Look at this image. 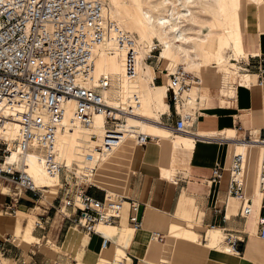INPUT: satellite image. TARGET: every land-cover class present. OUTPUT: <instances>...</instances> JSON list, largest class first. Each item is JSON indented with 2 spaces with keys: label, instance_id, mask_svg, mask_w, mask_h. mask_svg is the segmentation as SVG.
Returning a JSON list of instances; mask_svg holds the SVG:
<instances>
[{
  "label": "built area",
  "instance_id": "1",
  "mask_svg": "<svg viewBox=\"0 0 264 264\" xmlns=\"http://www.w3.org/2000/svg\"><path fill=\"white\" fill-rule=\"evenodd\" d=\"M104 3L105 0H0V182L38 197L40 190L34 187L30 176L14 163L6 161L11 155V148L19 154L37 153L47 174L62 176L65 172L55 212H59L63 220L71 225L100 236L97 224H115L122 215L125 200L129 201V227L133 232L141 229V206L124 195H108L103 189L101 199L89 194L87 187L98 186L77 177L74 167L62 164L57 156L55 141L68 103L73 106L72 119L83 126H90L94 115L102 114V134H90L97 142L92 147L93 152L84 153L87 162L97 164L125 141L123 134L117 131L122 130L129 116H136L139 96L133 93L127 106L108 103L103 91L111 87L112 79L106 74L95 76L94 73L96 47L108 33L126 51L123 60L125 74L133 76L136 73V39L114 20H105ZM156 50L157 47L150 50L146 61L155 57L152 53ZM250 58L256 60L253 85L264 94V54ZM156 72L165 77L162 84L166 88L168 106L165 112L160 113L159 124L172 132L188 133L195 120V110L194 114L184 111L183 94L197 78L184 72L182 67L172 72L167 68L157 69ZM156 77H153L154 82ZM163 114L174 118L173 124L162 121L160 117ZM11 121L19 124V130L16 139L9 144L2 138V130ZM129 129L132 130V127ZM243 138L253 140L249 132ZM151 139L154 138L137 131L132 141L142 146ZM256 139L263 150L257 176L259 188L263 190L264 127ZM242 168V155L234 154L227 168L218 164L214 166L213 179H219L223 170L228 171L227 195L238 200L237 215L246 218L251 211V200L244 193ZM0 194H3L1 190ZM13 202L10 199L0 203V214L8 211L15 213ZM261 209L256 234L264 239V204H261ZM38 215L35 228L41 229L46 218ZM222 230L221 246H226L228 252L239 253L240 237ZM151 237L163 239L156 232H151ZM109 242V239L102 238L103 247ZM8 244H12L10 234L0 235V254ZM123 263L115 258L107 261V264Z\"/></svg>",
  "mask_w": 264,
  "mask_h": 264
},
{
  "label": "crops",
  "instance_id": "2",
  "mask_svg": "<svg viewBox=\"0 0 264 264\" xmlns=\"http://www.w3.org/2000/svg\"><path fill=\"white\" fill-rule=\"evenodd\" d=\"M248 49L253 50L255 48L254 46H248ZM224 58L229 59V57H219V59ZM253 69H255V66H253ZM154 72L157 76V72L155 70ZM211 72L212 69L207 71L208 74ZM223 78L227 88L226 100L230 101V104H221L218 100H214L212 97L216 95V87L210 86V94L204 99L206 104L204 102L195 109V120L189 130L192 132L197 128L219 130L224 126H231L236 130L238 137H245L249 132V128L258 126L261 123L259 104L263 94L262 90L258 86H247L246 84L234 85L232 90L229 88L231 85L229 74H224ZM200 79L203 80L202 75H200ZM155 82L156 84H162L164 82L163 77L162 79L156 77ZM230 90H232V94L229 93ZM165 94L164 92L163 102L166 100ZM201 112H203V116L199 118ZM160 119L166 124H173L174 122V118H168L164 114ZM262 127V125L259 126L258 134ZM185 137L171 135L164 139H151L142 146L125 147L124 150L116 152L114 156L112 155L103 160L93 172L94 185H97L98 188H96L99 190L95 192L87 187L89 194L101 199L104 195L101 190L103 189L106 192L110 191L111 194L118 193L122 195L118 189L124 187L126 177L119 176L116 169L124 166L129 170L130 165L136 162V172H131L129 176V191L123 195L140 204L142 228L133 233L129 245L124 248L125 255L120 256L118 260H122L123 264H162L167 257L166 254L171 253L170 250L175 248L174 246L181 244L195 249L196 253H191L190 258L200 260L199 264H240L242 259L251 264H264V239L256 236L257 217L262 212L261 204H264V190L257 187L258 167L254 169L251 164L255 152L250 150L247 159L245 158L244 193L245 195L251 194L252 185L255 181L256 192L253 193L251 198L250 213L246 215V218H242L237 215L239 210L238 200V206L236 207L234 203L236 199L229 198L230 196L226 192L228 171L223 170L219 179H213L214 166L216 164L223 166L222 152L224 144L205 137H200V139L199 137L196 139ZM177 142L178 145H176ZM176 146H179L180 152H176ZM109 169H114L113 173H111V177L109 175L106 177ZM164 170L168 173H163ZM0 183L8 187L11 186L7 183ZM2 193L0 194V203L12 199L14 207L18 205L26 208L28 206L27 201H31L33 197L30 192L14 188L12 191H2ZM1 197L3 200H1ZM185 197L188 199L186 203H188L191 210L193 221L182 216V219L185 220L184 224L195 225L200 228L214 225L215 229L221 230L224 228L225 231L234 233L237 237H240L238 243L239 253H235L238 256H231V252H228L225 247L223 248L224 251L219 249L223 236H220V241L214 243L210 237L212 233L206 230H199L196 233L190 227L177 222L174 217H179V213L183 212L181 204L182 198ZM45 199L47 200V196H45ZM218 202L222 204L219 205ZM148 206L157 208L159 216L147 218ZM37 207L39 206L35 205L31 208V211L36 212ZM235 208L236 213H234ZM11 212L0 214V219H11L9 218L12 216ZM57 214L53 218L50 230L54 241L47 237V241L43 242L45 239L43 234L45 226L34 233L38 237L34 236L40 241L39 237L42 238L41 242L43 244L52 242L56 245V248L50 249L51 252H49L53 258H51V255L49 257L41 252L37 244H33L31 246L32 250L28 252L30 256L28 264H80L79 262L83 264H107L108 260L115 258L114 245L123 244L126 241L127 229L129 230L128 200L124 201L122 215L114 224L117 228L116 241L109 239L110 242L106 247L102 246V236L97 233L85 232L63 220V218V222L59 223V215ZM8 225H11V223L8 222L7 225H2L0 222V235L10 234V229L7 228ZM179 228L180 230L177 231ZM185 228L190 229L193 234L185 235ZM151 232L158 233L163 239L157 240L151 237ZM163 232L167 236L166 238ZM194 234H196V238L193 236ZM170 239L173 240L172 248H167ZM182 246H178L179 249ZM208 251H213L214 255L210 254V256L205 257L209 253ZM1 255L25 264L22 261V250L13 243L6 245ZM177 261L178 264H194L185 256L180 258V251L169 257L164 264Z\"/></svg>",
  "mask_w": 264,
  "mask_h": 264
},
{
  "label": "bare ground",
  "instance_id": "3",
  "mask_svg": "<svg viewBox=\"0 0 264 264\" xmlns=\"http://www.w3.org/2000/svg\"><path fill=\"white\" fill-rule=\"evenodd\" d=\"M196 1L197 0H160L159 4L162 11H158V8L156 9L155 7H147L146 10L142 12V15L137 16L139 20V26L136 28L140 38L151 42L155 33L158 35L157 38L161 39L162 42L159 41L158 43H151L145 48H142L140 47L138 40L135 38V51L137 63L136 73L133 76H127L125 74L123 69V60L126 51L124 48H121L115 43L110 33H108L104 40L97 45L96 57L94 58V65L96 64L94 67L95 76L98 75L96 74V72H100L99 74H106L110 77L111 74H117L119 80L118 85L119 89L121 90L119 96H114L109 94L111 87L105 89L103 91V94L106 97L108 103L113 105L119 103L121 105L127 106L130 104L131 95L133 93H136L139 96V106L135 110L136 116H129L126 119V125L123 126L122 130L117 131V133L123 134L125 141L119 147H117L111 154H115L118 151L120 152L121 150H124L123 147L127 145L126 142L134 143L132 139L137 131L142 132L143 134L149 137L155 138V140L169 137L167 135L169 131L171 132V135L186 136L188 137V139H196L198 137L199 139L200 137H205L211 140L215 139L224 144L222 152V165L224 168H227L229 166L230 160L234 154L242 155V181L244 184V175L246 174V166L244 164L245 158L247 159L248 152L250 150H253L255 152L252 157L251 164L254 169L258 167V173L260 163L263 158L262 146L257 142L256 139L258 135L256 136V134L253 135L252 133V131L255 130L254 126H252L250 129V136L253 138V140L250 141L244 139L243 137H238L236 130L231 126H224L219 130H205L202 128H197L194 132L189 131L188 133H176L172 132L166 126L159 124V115L160 113L165 112L168 106L167 103L163 102L164 92L166 90L165 85L155 86L152 83L155 74L154 69L152 66L148 65V62L146 61V57L148 56L152 48H156L158 46L160 51L162 50V48H167L165 54L160 56V58H162L163 60H167V63L179 61L183 64L182 68L184 69V72H188L190 69H192L193 71H195L196 74H199V77L203 70L209 71L211 69L209 67H205L206 65L201 59V57L195 59L194 55L192 54L193 49L191 48L192 46L191 44H189V42L194 39L198 40L201 43V49H206L208 51L212 45H218L219 48L230 47L232 51L237 54H240L241 57H244L245 51L249 50L248 46H254L255 49L251 51V56H258L264 53V0H217L216 7L210 6V2H208L209 0H199L204 2V4L208 8V11L211 12L212 15L211 19H209L207 23L205 22V24H203V27L209 28L208 33H203V38L194 35V32H198L199 29L193 30V28L186 27L184 24V21H188L189 19L194 20L195 18H197L195 13L198 11V9H193L194 6H196ZM245 1L253 4L254 7L251 24V30L253 29L251 32L253 33H251L249 36L245 35V32L243 31L245 28L242 30L240 25L242 21V6ZM124 2L125 1H123V3ZM134 2L137 8L140 9L141 0H134ZM118 14L119 9L116 7V4L111 6V4L107 3L105 0L103 9V16L105 20H114L117 23L116 15ZM117 25L124 31L129 32L118 23ZM198 25L202 26L201 24ZM201 33L199 32V34ZM159 34H161L163 38ZM206 34H209V36L207 38H204ZM235 34L237 36L233 40V36ZM207 41L209 42L205 44ZM101 54L112 56L113 59L110 60L109 68L111 74L105 68H103L101 71L96 70L100 67H103L104 64H107L108 62L106 58H97V56H101ZM227 64H229L228 58L217 59V65H219L220 68L225 69L224 74L226 75L229 74ZM245 70L248 72V74L244 75V77L242 76V84H246L247 86H253L256 76L254 73L249 72L246 68ZM201 81L202 85L205 86V83H203L202 79ZM197 82L198 81L193 80L189 90L185 91L183 94V98L185 101V103L183 104L184 111H188L185 105L195 100L191 96V94L192 92H194V90L199 89V87L197 86ZM231 85L229 86V88L233 90L234 85ZM232 90H230V94H232ZM209 94L210 91L206 90L203 99H206ZM72 108L73 106L71 102L68 103L66 115L58 127V133L55 141L57 156L62 162V164L67 166L68 168H70V166L68 165H70L72 162H75L79 169L86 168V172L82 173V170L80 171L82 173L81 178L85 179L84 181H87L89 176L90 180L92 179L90 183L94 184L93 171H90V168H92V170L96 169V167H99L101 162L111 156V154L104 157L101 162L99 161V163L94 164L93 162H87L85 160L84 153L86 151L93 152L92 147L96 144L97 140L91 138L90 134L101 136L103 131V115L100 113L95 114L93 117V123L90 126H83L72 119ZM262 109L264 111V94L261 95L259 104V110L262 111ZM202 116L203 115H201L199 118H201ZM130 126L132 127V130L129 129ZM18 130L19 124L17 122H8L5 124L4 129L2 130V138L6 140L9 144H11L12 141L16 139ZM256 130H259V126ZM215 131L219 132V134H222L223 136H213V132ZM176 145H178V142L176 143ZM131 146L137 145H135L134 143ZM180 150L181 149L179 148V146H176V152H180ZM6 161L14 163L17 168H20L21 170L26 172L30 176L34 187L38 190L41 188L53 187V182L57 181L59 177L58 174L49 175L46 173L41 163V157L35 152H22L21 154H19L18 151L11 148V155L6 158ZM162 172L168 173V171L165 170ZM255 187L256 181L252 185L251 194L245 195L246 198L251 200L253 193L256 192ZM0 190L3 192H8L9 187L7 185L0 184ZM107 193L108 195L111 194L110 191H108ZM38 209L39 207L36 208V211ZM157 216H159V210L155 207L148 206L147 218H156ZM35 218L36 217L34 216V214L30 213V211H25L21 209L15 210L14 222L11 225V234L14 237L17 246H19L21 243L31 245L37 244L38 248H43L46 246L48 247V252H51L52 249L56 248V245H54V243L48 242L43 244L39 239L34 236L35 225L38 221V219ZM174 218H176L179 224H184L185 220H183L182 218H179L177 216H175ZM96 228L97 231L100 232L102 237L112 239L114 242L116 241L115 237L117 236V228L114 226V224L100 222L97 224ZM128 228L129 236L127 238V241L124 243L125 246L123 247V244L114 245L116 259H118L120 256L125 255L124 248L129 245L133 236V230L129 226ZM205 230L209 233H212V235H209H211V241L214 243L220 241V236H224V232H222L223 230L215 229V226L207 227L205 228ZM190 233L193 234L190 229L185 228L184 234L188 235ZM193 236L196 238V234H194ZM256 236L258 237L257 234ZM172 241L173 240L170 239L167 248H172ZM230 255L238 256L235 253H230ZM79 256L81 257L80 254ZM4 260L6 259H1L0 257V264H4ZM79 263L82 264V262ZM245 263L251 264L243 259L241 260L240 264Z\"/></svg>",
  "mask_w": 264,
  "mask_h": 264
},
{
  "label": "rangeland",
  "instance_id": "4",
  "mask_svg": "<svg viewBox=\"0 0 264 264\" xmlns=\"http://www.w3.org/2000/svg\"><path fill=\"white\" fill-rule=\"evenodd\" d=\"M123 1H125V2L123 3ZM128 1L129 0H106L107 3L111 4V6L116 4V7L119 9V14H118L119 16L116 15L117 23L119 25H121L123 28H125L126 30H128L130 33H132L135 36V38L138 40V43L140 44V47H142V48H145L146 46L150 45L151 43H158L159 41L162 42L161 39L157 38L158 35L155 34V33H154V37L151 40V42L141 39L139 34H138L137 28H136V27L139 26V20H138L137 16L142 15V12L145 11L147 7H155L156 9L158 8V11H162V9L160 7V4H159L160 0H141V8L140 9L137 8L136 4H134L135 3L134 0H131L129 2ZM208 2H210V6H212V7H216L217 6V0H209ZM195 3H196V6H194L193 9L194 10L198 9V11L195 13L197 18H195L194 20L193 19L192 20L189 19L188 21H184V24H185L186 27L193 28V30H198L199 29L198 32L197 31L194 32V35L195 36H200L201 38H203V33L205 34V33L209 32L208 31L209 28L208 27H203V24H205V22L207 23V21H209V19H211L212 15H211V12L208 11V8L204 4V2L197 0ZM126 5H129V6H126ZM253 8H254L253 4L248 3L246 1L243 3L242 13H241L242 14V21H241L240 25H241V29L242 30L245 28L243 31L245 32L246 36H249L251 33H253V32H251L253 30V29L251 30V28H252L251 24H252V17H253ZM198 24H201L202 26H199ZM196 25H198V26H196ZM199 32L200 33L202 32V33L199 34ZM159 35L163 38V36L161 34H159ZM208 36H209V34H206L204 36V38H207ZM236 36H237L236 34L233 36V40L235 39ZM208 42L209 41H207L205 44H207ZM189 44H191V46H192L191 47L193 49L192 54L194 55L195 59L198 58V57H201V59L204 61L205 65H206L205 67H209L210 69H212V72L210 74L207 73V70H203L201 72V75L203 76V82L205 83V86L202 85V81H201V79L199 77V74H196L195 71L190 69L188 72H186V73L192 74L194 77L197 78V79L194 78V81H198L197 82V86L199 87V89L194 90V92H192L191 96L195 100L192 101L191 103H187L185 105L186 109L188 111H190L191 114H194L193 111L200 104H203L205 102V100L203 99L204 93L206 92V90H209L210 86L216 87V92H215L216 95H215V97L217 99L215 97H212V98H214V100H216V101L218 100V102L219 103L221 102V104L222 103L230 104V101L226 100V98H227V88H226V85L224 83V78H223V75L225 73V69L224 68H220L219 65H217V59H219V57H229V62L230 63L227 64L228 65L227 69L229 71V82L231 84L237 86V85H240V83L241 84L243 83L242 82L243 80L241 79L242 76L244 77V75L248 74V72L245 70V68L248 69V71L252 72V73H254V71H255L253 69V66H255L256 61H255V59H251L250 58L251 57L250 53H251L252 50L245 51L244 57H241L240 54H237V53L233 52L230 47H221V48H219L218 45H212L209 48V51H208L206 49L204 50V49L200 48V44L201 43L198 40L194 39V40L190 41ZM166 49L167 48H162V50L160 51L159 47L157 46V50L153 51V53H152V54L155 55V57L151 58V59H149V61H147L148 65L152 66L155 71L157 69L158 70H164V68H167L169 71L172 72L176 68L182 67L183 64L181 62H179V61L167 63V60H163L162 58H160V56L165 54ZM97 58H106V60L108 62H107V64H104L103 67H100L99 69H96V70L97 71H101L103 68H105L111 74L109 68H110V60L113 59L112 56L101 54V56H97ZM215 68H216V70H215ZM99 73L96 72V74H99ZM158 75L159 74L157 73V78H161L162 79V77H163V80L165 81V77L163 75H161V74L159 76ZM154 76H155V74H154ZM111 79H112L111 90H110L109 94L114 95V96H117V95L119 96L121 90L119 89V85H118L119 84L118 75L117 74L116 75L111 74ZM199 79H200V81H199ZM152 83L155 86L164 85V84H156V82H154V81ZM163 90H164V88H163ZM164 103H167L166 100H165ZM204 104H206V102ZM261 113H262V115H260L261 123L258 126H261V125L263 126L264 125V111H263V109H262ZM201 115H203V112L200 113L199 117ZM258 126H254L255 130L252 131L253 135H255V134H256V136L258 135V131L259 130H256V129H258ZM250 129L251 128H249V133L251 131ZM167 135L170 137L171 136V132H169ZM213 136H223V135L219 134V132H217V133H214ZM126 143H127L126 146H131V145L134 144L132 142H126ZM126 146H124L123 148L125 149ZM112 155H114V154H111V156ZM64 164H65V161H64ZM68 166H70V168H73V167L75 168V173H76L77 177H82V173L86 172L85 171L86 168L79 169V167L77 166V164L75 162H72ZM81 170H82V173L80 172ZM113 170L114 169H109L108 173H106V175H107L106 177H108V175H109V177H111V173H113ZM116 170H117V174L119 176L126 177V183H124V187L120 188L118 190H119L120 193H122V195L123 194H127V192L129 191V187H128L129 176H130L131 172L132 173L136 172V162L133 163L132 165H130V169L129 170H127V168H125L124 166L123 167H118ZM91 171L95 172V169L91 170ZM64 174H65V172L62 174V176L60 175L58 177L57 181L53 182V184H54L53 187L39 189L40 190L39 191V196L38 197H32L31 201H27V205L28 206L26 208L25 207H19L18 205L14 208V210H17V209H21L22 210L23 209L25 211H30V213H33L34 216L36 217L35 219H38V217H39L38 214H42L43 218H46V222L47 223H43V226H45V231L43 232V234L45 235V239L43 240V242H46L49 237L51 238L52 241H54L53 240V234L50 232L51 223L53 221L54 216H56V214H55L56 212H55L54 206H57V204L59 203V198L61 197V189H60V187H61V184L64 183L63 182L64 181V179H63ZM257 176H258V173H257ZM256 179H257V177H256ZM73 180H74V178L72 180H70V181H73ZM91 180H90V177L88 176V179H87L86 182L90 183ZM120 184H123V183H120ZM62 187H64V185H62ZM9 188H10L9 191L13 190L12 186H10ZM89 190H93V191L96 192V190H99V189H97L95 186L91 185L89 187ZM113 195L118 196L119 194L117 193V194H113ZM45 196H47V200L45 199ZM1 200H3L2 197H1ZM186 200L188 202V199L186 197L182 198L181 206L183 208V212L179 213V215H180L179 217H181V218L187 217V218H189V220L193 221L192 220L191 210L188 207V203H186ZM234 203H235V205L237 207L238 206L237 200H235ZM218 204L221 205L222 203L218 202ZM35 205H38L40 208L36 212H33V211H31V208L34 207ZM12 213H14V212H12ZM234 213H236V208H235ZM13 215L9 217V218H11L9 220L6 219V218L0 219L1 224L2 225H7V223L9 222L12 225L13 222H14V216ZM57 215H59L58 222L59 223L63 222L61 214L58 213ZM191 221H188V222H191ZM41 222H42V220H41ZM193 224H195V223H193ZM11 225H8L7 228L10 229L9 232H10V237H11L12 243L15 246H17V243H16V241L14 240V237L11 234V229H12ZM183 225L186 226V227H190L192 229V231H194L196 233L199 230H205V228H200V227H197L195 225H192V226L187 225V224H183ZM0 230H1V228H0ZM36 230H38V228L34 229V233H35ZM179 230H180V228L177 231H179ZM164 235H165V233H164ZM128 236H129V230L127 229L126 241H127ZM36 237H38V236H36ZM164 237L166 238L167 236L165 235ZM39 238L42 241V238L41 237H39ZM177 242H180V241H177ZM124 243L122 245L123 247L125 246ZM31 246H32L31 244H25V243H21L19 246H17V247H19L22 250V259H23L22 261L25 264H28L29 261H30V256H29L28 252L30 250H32ZM178 246H182V245L181 244H177L176 246H174L175 248L170 250L171 253L166 254L167 257H166V259H164L162 264H164L165 261H167L169 259V257H171L173 254H175L178 251H180V258L185 256V257L189 258V260H191L194 264H199L200 260L191 259L190 258V256L192 255L191 253H196L194 248H192V247L190 248L189 246H182V248L179 249ZM223 248H224V246H219L220 250H223ZM39 250L50 257L51 254L48 252L49 251L48 247L45 246L43 248H39ZM208 252L209 253H207V256H205V257L210 256V254L214 255L213 251H208ZM0 257H1V259H6V260H4L5 261L4 264H22V263L16 262L15 259L10 258V257H5V256H2V255ZM51 258H53L52 255H51ZM174 263L178 264L179 262L177 261V262H174ZM174 263H171V264H174Z\"/></svg>",
  "mask_w": 264,
  "mask_h": 264
}]
</instances>
